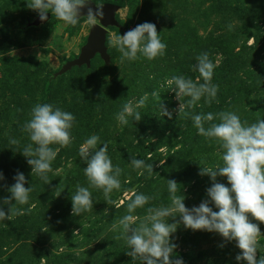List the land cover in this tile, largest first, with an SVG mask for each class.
Here are the masks:
<instances>
[{"label":"rangeland","instance_id":"obj_1","mask_svg":"<svg viewBox=\"0 0 264 264\" xmlns=\"http://www.w3.org/2000/svg\"><path fill=\"white\" fill-rule=\"evenodd\" d=\"M27 2L0 0V208L8 214L9 205L3 200L11 196L8 189L18 172L25 176V187L32 186L33 191L28 204L16 207H35L31 213L0 221V264H116L123 257L124 264H140L126 254L129 248L123 239H115L119 230L112 228L126 214L127 190L137 188L153 197L134 212L141 218L148 207L170 204L167 180L178 183L177 195L185 197L187 208L198 207L210 200L207 189L212 185L208 175L199 174L200 168L222 163V150L215 140L199 135L195 127L183 128L185 136L175 137L162 124L144 126L143 121L137 124L129 117L123 125L116 116L127 101L135 104L145 93L149 97L143 110L157 111L160 103L177 115L185 98H176L165 85L166 78L159 88L145 87L144 67L159 60L164 64L161 68H169L173 75L193 77L196 56L206 51L216 67L232 56L235 77L246 83L245 91L224 100L218 112H235L249 124L264 119V0H123L117 13L121 27L109 28L108 33L110 66L97 57L90 67L74 68L59 77L56 74L79 56L94 25L87 24L86 17L75 26L67 25L51 12L47 23L35 25L39 14L29 9ZM144 22L156 25L167 45L165 54L154 60L141 56L121 63L120 53L109 44L111 34L123 35ZM153 91L160 92V102L152 97ZM38 102L51 103L75 116L73 142L61 148L53 161L49 184L31 174L22 154L30 143L22 128ZM93 134L99 135L101 142H109L113 165L123 169L121 188L111 193L120 206L108 204L101 189L91 188L92 210L73 215L71 196L76 185L89 186L79 148ZM10 139L19 144L12 145ZM12 151L19 158L14 166L8 163ZM132 156L153 165L151 177L146 171L138 175L130 162ZM217 182L230 187L226 177H217ZM209 206L218 211L214 204ZM179 219L169 218L168 223ZM253 223H258L262 234L256 254L259 260L264 255V223ZM170 242L176 245L170 259H182L183 264H187L184 255L189 264H247L236 260L240 254L236 242L226 241L216 232L192 230L179 223Z\"/></svg>","mask_w":264,"mask_h":264},{"label":"clouds","instance_id":"obj_2","mask_svg":"<svg viewBox=\"0 0 264 264\" xmlns=\"http://www.w3.org/2000/svg\"><path fill=\"white\" fill-rule=\"evenodd\" d=\"M86 3L87 0H28L27 7L37 11L41 21L46 20V14L51 12L58 20L75 26L80 22V9ZM84 17L87 24L95 25L98 18L104 17L102 6H97L95 11L89 7ZM231 27L229 25V29ZM109 44L120 53L121 63L135 61L141 56L154 60L163 56L167 48L156 25L150 22L139 24L123 35L111 34ZM196 61L192 70L198 72L199 76L195 80L184 75H173L165 80V85L175 93L178 100L182 97L189 98L186 105L180 104L179 115L188 116L185 107H194L201 98L211 104L219 91V85L212 83L217 65L210 53H200L196 56ZM201 79L203 83L200 82ZM151 95L160 102V92L153 91ZM148 97L149 94L145 93L135 104L131 100L127 101L116 119L123 125L128 124L129 117L140 121L142 118L138 109L146 105ZM159 108L163 116L171 118V113L163 104L159 103ZM191 119L198 134L207 140H215L222 150V163L218 162L213 166H201L199 163V174L208 175L212 181L211 187L207 189L210 200H204L198 207L189 209L184 204L185 197L177 195L178 183L167 180L170 204L148 207L146 215L141 218L134 215V212L148 204L153 197L138 192L137 188L128 189L126 214L112 225L113 230H119L115 239H123L129 248L126 254L133 261L139 260L140 264H183L182 259H170L176 247L170 242V236L176 232L178 224L183 223L188 229L216 232L226 241H235L240 249L237 261L264 264V255L259 260L256 258L262 234L258 223H253V220L264 223V119L249 124L247 121L242 122L239 115L232 111L195 114ZM74 123L75 116L72 113L51 103L38 102L31 109L30 119L23 125L22 131L28 134L30 143L23 148L22 154L31 166V174L38 176L45 184L50 183L48 173L52 172V163L60 149L73 142L71 129ZM9 142L12 145L19 144L16 139H10ZM108 144L107 141L101 142L99 135L93 134L79 148V155L87 165L84 175L89 186L76 185V191L71 196L73 215L92 210L91 188L101 189L108 204L120 206L111 199V193L121 188L123 169L119 165H113L108 155ZM52 145L59 147L53 148ZM130 162L134 169L139 170L140 176L145 171L149 177L154 173L153 165L145 160L132 156ZM217 177H226L230 187L217 182ZM2 179L3 174L0 173V180ZM14 180L15 183L8 189L11 196L3 200L4 204L9 205L8 214L0 208V221H11L16 216L31 213L35 207H16L28 204L33 188L25 187L23 173L18 172ZM59 194L60 192L57 196ZM210 203L218 211H213ZM177 216L179 221L168 223L169 218L175 219Z\"/></svg>","mask_w":264,"mask_h":264},{"label":"trees","instance_id":"obj_3","mask_svg":"<svg viewBox=\"0 0 264 264\" xmlns=\"http://www.w3.org/2000/svg\"><path fill=\"white\" fill-rule=\"evenodd\" d=\"M122 2H123V0H106L105 3H113V4H116L120 7H123ZM107 46H108V42H107ZM109 55H110V53H109ZM97 57H100V56H96L92 60L91 65ZM111 62H112V60H111ZM163 65H164L163 62H160L158 60L155 65L147 64L144 67V76L147 79V80L145 79V81H144L145 87L147 86L148 89H152V90L155 87L159 88L160 85L162 84V82L165 80V78L172 77L170 75H173V73L170 71L169 68H166V69L161 68V67H163ZM107 66H110V65H107ZM85 67H87V66L84 65L82 67H74V68H85ZM74 68H72V69H74ZM234 71H235V62L233 61L232 56H228L224 60V62H222L218 67H215L214 74L212 77V83L219 85V91L217 93L216 100L212 101L211 104L206 103L205 98H201V100L198 101L194 107H192V108L185 107V111L189 113L188 116H184L183 114L179 115V113H178L177 115H171V118H169L168 116H163L162 111L160 109L156 111V110H154V108L151 110H149V109L143 110V108H142L139 111L142 119L138 122L136 121V123L139 124L143 121L144 126L159 123V124H162L163 126H165V129L171 130L173 135L176 134L175 137L178 136L179 134L185 136L186 132L182 131L181 129L194 127L193 121L191 119L192 115L201 114V113H208V112L218 113L219 109L222 108L221 106H222L224 100H227L229 98L232 99L237 94L245 91L246 83L241 79H237L238 77H235ZM61 76H63V75H61ZM198 76H199V73L196 72V74L193 77H191V76L190 77L193 80H195ZM57 77H59V76H57ZM151 78H153L152 81H151ZM200 82L203 83V80L201 79ZM150 83H151V85H149ZM184 98H185L184 102L186 105L187 100L189 98L188 97H184ZM165 107L167 109V106H165ZM73 133H76V126L75 125H73V128L71 129V134L73 135ZM172 137L173 136H171V138ZM16 157H17V155H16L15 151H12L9 154L8 163L10 165L14 166L16 163V160L19 159L18 157L16 159ZM5 183L8 184V182H5ZM183 257H184V260L186 261V263L189 264L190 263L189 257H187V255H184ZM124 263H125V258L123 257L122 260H120L116 264H124Z\"/></svg>","mask_w":264,"mask_h":264},{"label":"water","instance_id":"obj_4","mask_svg":"<svg viewBox=\"0 0 264 264\" xmlns=\"http://www.w3.org/2000/svg\"><path fill=\"white\" fill-rule=\"evenodd\" d=\"M97 6H102L104 17L103 19L98 18V23L95 24L90 34L87 38V42L85 46L81 49V53L79 56L69 61L57 74V76H61L69 72L74 67H82L86 65L89 67L91 65L92 60L96 56H100L107 65L111 63V56L108 53L107 48V36L109 33V28L116 27L120 28V22L117 20V13L121 9L120 6L113 3H105L102 5H98L93 1H88L86 5L80 9V18L87 15L88 8L91 7L94 11ZM47 19L41 21L40 18L35 22V25H40L47 23L51 19V13H47Z\"/></svg>","mask_w":264,"mask_h":264},{"label":"flooded vegetation","instance_id":"obj_5","mask_svg":"<svg viewBox=\"0 0 264 264\" xmlns=\"http://www.w3.org/2000/svg\"><path fill=\"white\" fill-rule=\"evenodd\" d=\"M107 41H108V36H107Z\"/></svg>","mask_w":264,"mask_h":264}]
</instances>
